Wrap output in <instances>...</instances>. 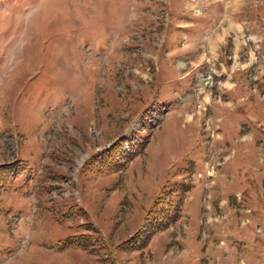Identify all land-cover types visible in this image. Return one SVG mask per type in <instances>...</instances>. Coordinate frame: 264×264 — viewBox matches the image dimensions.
Masks as SVG:
<instances>
[{
  "label": "rangeland",
  "instance_id": "374dc122",
  "mask_svg": "<svg viewBox=\"0 0 264 264\" xmlns=\"http://www.w3.org/2000/svg\"><path fill=\"white\" fill-rule=\"evenodd\" d=\"M12 163L0 264H264V0H0Z\"/></svg>",
  "mask_w": 264,
  "mask_h": 264
},
{
  "label": "trees",
  "instance_id": "16d2710c",
  "mask_svg": "<svg viewBox=\"0 0 264 264\" xmlns=\"http://www.w3.org/2000/svg\"><path fill=\"white\" fill-rule=\"evenodd\" d=\"M120 147L122 146V143L119 145ZM117 148V145L113 146L111 150L108 152H112ZM141 152V150H140ZM130 161V160H129ZM124 167V164H121L119 168H117V171H121ZM20 171L16 170L15 164H8L4 166H0V188H3L5 190H10L12 188L13 180L14 178L18 175ZM179 207L176 209L173 207L172 203L170 202L168 198V193L165 192V194L161 197H159L154 205L152 211L149 213V215L146 217V228H147V237H146V242L151 239L157 232L162 231L164 229L169 228L172 224H174L177 219L179 218ZM175 210V211H174ZM177 210V212H176ZM74 238H79L80 240L83 239V237H74ZM133 239H131L132 241ZM78 241H72L69 240V244H76ZM87 242L83 243H77V246L80 248H84L87 246ZM67 245V246H68ZM128 247L124 245V249H135L134 245H130L129 242H127ZM66 246V245H65Z\"/></svg>",
  "mask_w": 264,
  "mask_h": 264
}]
</instances>
